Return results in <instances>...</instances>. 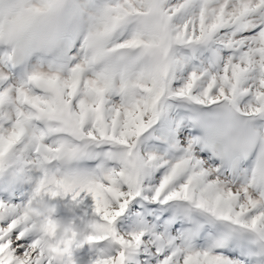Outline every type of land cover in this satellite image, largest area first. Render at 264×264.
<instances>
[{"label": "snow or ice", "instance_id": "6c2138e0", "mask_svg": "<svg viewBox=\"0 0 264 264\" xmlns=\"http://www.w3.org/2000/svg\"><path fill=\"white\" fill-rule=\"evenodd\" d=\"M0 264H264V0H0Z\"/></svg>", "mask_w": 264, "mask_h": 264}]
</instances>
